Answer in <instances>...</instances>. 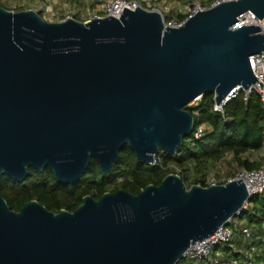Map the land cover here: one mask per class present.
Segmentation results:
<instances>
[{"label":"water","instance_id":"1","mask_svg":"<svg viewBox=\"0 0 264 264\" xmlns=\"http://www.w3.org/2000/svg\"><path fill=\"white\" fill-rule=\"evenodd\" d=\"M247 12L263 20L264 0L223 2L180 27L142 7L58 23L0 7V178L49 167L73 185L92 158L109 175L126 145L147 164L177 154L194 101L263 88L250 59L264 34L238 21ZM252 198L242 179L186 190L175 174L138 195L87 196L74 212L36 200L16 212L0 197V264H178Z\"/></svg>","mask_w":264,"mask_h":264},{"label":"trees","instance_id":"2","mask_svg":"<svg viewBox=\"0 0 264 264\" xmlns=\"http://www.w3.org/2000/svg\"><path fill=\"white\" fill-rule=\"evenodd\" d=\"M212 3L213 1L208 2L206 7ZM0 7L12 10L3 3V0H0ZM179 18L183 21L187 17L179 15ZM214 96L213 93L205 94L197 105L186 108L195 118L193 134L184 140L177 154L160 152L156 156L155 165L139 161L133 150L126 145L120 152L119 163L114 164L109 175H103L95 158L91 159L86 174L73 185L59 183L49 167L42 172L31 167L29 176L23 183L6 175L2 176L0 197L4 198L16 212H19L26 203L36 200L57 214L62 210L74 212L87 196H93L98 200L105 193L116 192L119 189L138 195L148 185H160L170 171L175 173L172 171L173 167L180 171V176L184 179L188 178L192 171L196 172L200 178L195 180L197 182L195 184H201L203 187H209L205 180L208 171L225 158L235 160L241 168L249 170L260 168V162L257 160L264 158L262 97L254 92L246 101L244 91L241 90L237 97L225 106L224 114H220L214 112ZM199 128H203V135L196 139L194 133ZM252 201L254 206L243 211V216L248 218L252 227L256 225L255 235L260 236L264 220V194L254 196ZM251 239L253 238L239 242L241 248L249 246ZM257 246L258 243L254 240L251 247ZM221 248L224 251L231 250L230 246ZM263 254L257 259L255 256L246 258L239 254L237 257L240 264H250L253 263V259L261 262Z\"/></svg>","mask_w":264,"mask_h":264},{"label":"built area","instance_id":"3","mask_svg":"<svg viewBox=\"0 0 264 264\" xmlns=\"http://www.w3.org/2000/svg\"><path fill=\"white\" fill-rule=\"evenodd\" d=\"M212 1L213 3L208 7L203 6L200 3L194 2V9L188 17L194 16L199 11L206 10L211 6H216L220 3L233 0H209L208 2ZM139 7L141 6L136 1L112 0L108 4L106 16L112 15L120 17L125 8L136 10ZM153 10L160 12L162 16H164V14L158 8H155ZM238 21L241 22L244 26L257 25L262 29L260 33L264 34V19L260 20L254 13H245L238 18ZM184 22L179 23L170 21L166 22V24L170 27H180L184 24ZM250 64L254 74L263 84V88H261L259 84H255L249 90H243L245 94V100L247 101L252 93L257 92L258 94H260L262 100L264 101V51L261 53V55L252 57L250 59ZM240 91L241 90H235L234 92H232L230 96L226 98L221 105H218L216 103V97L214 96V112L224 114L225 106L232 99L236 98ZM200 100L201 98L197 99L191 105H197ZM202 135L203 128H199L197 132L194 133V137L196 139H200ZM155 164L156 160L149 165ZM175 170V174L180 176V171L177 168H175ZM239 179H242L243 182L246 184L250 196L254 197L256 195L264 194V166L252 170L242 167L239 169L237 176L233 179H229V181ZM215 185H218L217 182L211 183L209 187ZM249 205L250 202H247L244 205L243 211L248 210ZM243 211L239 212L237 216L232 217L228 221V223L220 227L214 235L192 245L183 257V260H185L184 264H240V260L237 255L239 254L246 258H251V251H254V254L257 257L262 256L264 250V222H262L261 224V235L256 236L254 233V228L248 222V218L243 216ZM250 238L255 239L258 243V246L251 247L249 249H242L239 242L245 241L246 239ZM223 246H230L231 250L227 249L226 251H224L223 249H221L220 251H217V249L219 250V247ZM250 264H264V254L261 262H258L256 259H253V263Z\"/></svg>","mask_w":264,"mask_h":264},{"label":"rangeland","instance_id":"4","mask_svg":"<svg viewBox=\"0 0 264 264\" xmlns=\"http://www.w3.org/2000/svg\"><path fill=\"white\" fill-rule=\"evenodd\" d=\"M112 0H3V3L12 8L14 12L34 10L40 13L41 17L48 22L58 23L62 20L72 18L79 22H88L91 19H96L98 17H105L104 14H107L108 4ZM136 1L140 6L146 10L152 11L155 8H158L163 14V18L166 22H184L185 20H179V15L182 17H188L193 9L194 2L200 3L203 6H207L209 0H130ZM260 162V167L264 166V158L257 160ZM149 165V164H148ZM241 167L238 165L235 160L230 158H225L219 162L214 168H211L208 171L206 176V185L217 182H226L229 179H233L237 176L239 169ZM172 171L175 172V167L172 168ZM170 174H175L171 173ZM169 174V175H170ZM176 175V174H175ZM181 177V176H180ZM183 180V185L186 190H189L193 185L197 183L195 180L200 178L199 175L192 171L191 175ZM191 186V187H190ZM251 205L254 206V202H251ZM254 229V233H255ZM248 240V239H247ZM251 239L249 246L242 249H249L253 243ZM222 248L219 247L220 251ZM252 257L257 256L254 254V251H251ZM185 260H181L178 264H184Z\"/></svg>","mask_w":264,"mask_h":264},{"label":"crops","instance_id":"5","mask_svg":"<svg viewBox=\"0 0 264 264\" xmlns=\"http://www.w3.org/2000/svg\"><path fill=\"white\" fill-rule=\"evenodd\" d=\"M250 203H251V202H250ZM251 206H252V205L250 204L248 210L251 209ZM263 222H264V220H263ZM255 226H256V225H255ZM255 226H253V228H254L255 231H256V227H255ZM257 228H258V227H257ZM254 240H255V239H254ZM263 251H264V250H263Z\"/></svg>","mask_w":264,"mask_h":264}]
</instances>
